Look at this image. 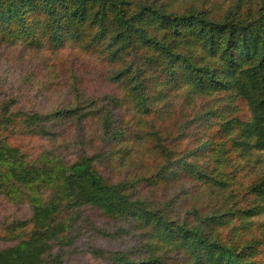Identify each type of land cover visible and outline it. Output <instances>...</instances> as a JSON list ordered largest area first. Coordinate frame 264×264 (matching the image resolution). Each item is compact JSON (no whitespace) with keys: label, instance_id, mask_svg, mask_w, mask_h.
Segmentation results:
<instances>
[{"label":"trees","instance_id":"obj_1","mask_svg":"<svg viewBox=\"0 0 264 264\" xmlns=\"http://www.w3.org/2000/svg\"><path fill=\"white\" fill-rule=\"evenodd\" d=\"M5 44L85 70L58 79L76 101L3 105L0 129L75 121L85 147L35 158L0 133V198L31 211L5 227L0 264H60L83 208L123 223L119 248L94 251L109 264H264V172L241 192L231 170L264 156V0H0Z\"/></svg>","mask_w":264,"mask_h":264},{"label":"rangeland","instance_id":"obj_2","mask_svg":"<svg viewBox=\"0 0 264 264\" xmlns=\"http://www.w3.org/2000/svg\"><path fill=\"white\" fill-rule=\"evenodd\" d=\"M5 45L0 49V107L10 105L11 112L21 110L22 112L42 113L67 107L73 100L76 101L69 87L71 82L65 85V81L61 84L58 79L64 78L63 75L68 77L71 73L84 72L83 65L71 58L68 63L71 62L72 65L68 70H65L63 66L52 67L54 60L50 58L52 55L48 52L36 53L23 50L19 46ZM45 65L50 67L48 71ZM52 71H57L59 77L54 78ZM87 77L89 87L86 92L88 97H92L95 93L94 90L100 86L96 83L98 76L95 70H91L87 73ZM101 88L104 89V92L107 90L104 86ZM103 91L100 90V92ZM66 124L67 122L62 126H54L53 129H50L54 135L44 138L27 136L26 130L19 120L8 130L0 129V133L2 137L8 139L11 146L19 147L29 156L36 158L43 153L51 152L62 155V158L69 162L81 155L85 146L84 143L80 144L84 139L77 140L78 135H81L78 123L74 121L69 126ZM66 135L69 139L66 138ZM181 150L183 152L175 154V156L178 155V158L182 157L181 153L188 151L184 146ZM256 156V154H252L246 159V156H241L242 158L235 162L237 167L232 166L231 170L234 172L237 186L241 192L251 179L264 172V167H261L264 163V156H259L260 163L253 164ZM74 213L69 223L73 226L71 233L73 241L70 246L59 252L60 264H109L106 258L102 259L100 254L96 255L94 251L102 249L107 252L119 248L115 235L117 228L123 226V223L115 218L103 216L93 208H83ZM30 216L31 211L25 204L9 203L0 198V248L10 243V238H4L5 227L15 220H28ZM255 220L264 223V214Z\"/></svg>","mask_w":264,"mask_h":264}]
</instances>
